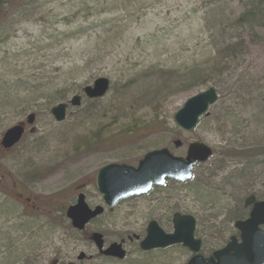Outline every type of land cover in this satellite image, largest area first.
I'll return each mask as SVG.
<instances>
[{
  "label": "rangeland",
  "instance_id": "rangeland-1",
  "mask_svg": "<svg viewBox=\"0 0 264 264\" xmlns=\"http://www.w3.org/2000/svg\"><path fill=\"white\" fill-rule=\"evenodd\" d=\"M228 1L221 24L202 21L206 10L220 0H131L126 14L115 8L113 0L0 3L8 13L0 15V137L29 113L36 114L35 131L27 128L12 152L0 151V264H48L35 255L49 252L48 245L59 246L69 233L64 229L70 223L65 212L77 199L75 190H83L90 206L102 204V194L95 187L100 167L109 163L136 167L146 152L164 147L185 156L194 141L212 146L214 154L195 168L191 180H170L145 195L126 199L88 225L104 231L108 243L125 239L127 258H94L87 264H185L189 254L180 246L148 253L139 249L149 221L154 219L171 232L169 220L177 211L196 217V236L207 253L236 232L234 221L244 217L245 198L251 193L264 197V113L257 109L261 105L264 111L260 96L264 39L249 43L243 59L230 63L226 79L216 74L205 86L187 91L171 87L118 120L115 113H102L112 90L99 103H91L83 92L98 77L109 78L114 89L135 78L152 79L158 86L163 70L204 62L221 44L222 33L250 31L232 26V13L246 9L250 0L223 2ZM253 26L262 28L264 38V23ZM244 72L249 82L235 80ZM224 80L221 88L229 80V86H238L239 95L233 91L223 96L219 86ZM250 84L252 93L246 87ZM213 85L221 95L210 115L195 130H181L173 114L190 96ZM76 94L83 97L81 106L70 107L67 121L56 123L50 108ZM231 108L236 115L228 118ZM135 120L140 125L152 120L162 125L133 145L94 146L117 136ZM179 139L183 145L177 148L174 141ZM227 148L231 149L226 152ZM39 166H44L46 175L23 190L25 197L29 192L39 195L32 198L35 205L29 201L23 207L9 199L10 167L29 173ZM77 246L78 251L96 255L91 242Z\"/></svg>",
  "mask_w": 264,
  "mask_h": 264
},
{
  "label": "water",
  "instance_id": "water-1",
  "mask_svg": "<svg viewBox=\"0 0 264 264\" xmlns=\"http://www.w3.org/2000/svg\"><path fill=\"white\" fill-rule=\"evenodd\" d=\"M111 82L106 77L97 78L92 85L84 88L89 99L103 98L107 95ZM219 100V92L211 86L191 97L174 113L175 124L184 131L194 130L203 115L209 114V109ZM72 106L82 104L81 95H74L70 100ZM68 102H59L50 108L56 121L62 122L67 118ZM35 114L27 117L32 124ZM23 125H15L7 129L2 138L5 148H11L18 143L24 133ZM180 147L182 142L174 143ZM213 154V149L204 142H191L185 156H176L169 148L151 150L139 160L137 167L126 163H109L102 166L96 174V187L103 194L104 204L113 209L122 200L148 193L153 186H163L168 179L184 182L190 180L193 170L199 163L206 162ZM250 197L246 204L252 201ZM104 207L101 205L90 208L83 194L78 201L67 210V216L77 229H84L92 219L101 215ZM174 230L166 233L156 220H151L146 229V236L141 241L143 250L167 247L182 243L196 253L187 264H264V201L255 203L249 218L237 220L235 228L240 231V241L232 236L227 245L205 258L199 253L201 240L195 237L196 219L189 214L176 212L173 216ZM93 240L99 248L103 247V237L100 233L93 235ZM103 254L124 259L126 250L122 243L110 244Z\"/></svg>",
  "mask_w": 264,
  "mask_h": 264
},
{
  "label": "trees",
  "instance_id": "trees-1",
  "mask_svg": "<svg viewBox=\"0 0 264 264\" xmlns=\"http://www.w3.org/2000/svg\"><path fill=\"white\" fill-rule=\"evenodd\" d=\"M5 2L6 5H15L18 1H29L33 0H0V3ZM47 1V0H46ZM79 4H84L86 0H75ZM131 0H113V4L115 8H119L122 14H126L129 4ZM224 0H220V2L216 5L209 7L203 15V22L213 20L218 21L221 24L222 19L225 18L226 8H229V4L231 1L223 2ZM244 0H241L243 2ZM1 6V5H0ZM246 9L240 10L235 14L232 13V26L238 27L246 31L250 28V31L245 34L233 35V33H222L219 43V46L216 45V49L211 50L209 52L208 57L204 62L201 63H193L184 68H176V69H167L163 70V78L160 84L157 86L155 81L152 79H131L128 80L124 85L120 84L121 88L114 89L111 87L113 91L111 97L109 98L106 106L103 108V115L107 113H115L116 117H125L134 112V110L142 104H146L153 101V95L158 92H164V90H169L172 88H180L182 90H190L193 88H197L198 86H205L206 83L212 78L213 75L225 76L227 78L228 74L231 73L230 63L235 59V63H239L240 59L245 56L246 50L248 49L249 43L256 41L257 43L263 41L262 28L258 30L253 26L256 22L259 24L264 23V0H250L246 5ZM252 8L250 9V7ZM0 15L7 16L8 13L0 8ZM247 73H240L239 76L235 79L238 82L243 83V81L249 82V77L246 76ZM228 81V82H227ZM225 80L219 86V88L223 91V96L225 92L231 93L235 91L237 95L238 86H235V83L229 86V80H226V86L223 87ZM119 86V85H116ZM245 86V85H244ZM247 89H250L249 93H252L251 84L246 86ZM262 91L260 92L261 98H264V85L261 86ZM232 93V94H234ZM249 95V94H247ZM249 97V96H248ZM100 100H93L94 103H99ZM250 103L252 100L249 97ZM92 103V101H91ZM257 109L263 111V107L257 106ZM93 115V114H92ZM236 115V112L231 108L226 112V117L232 118ZM91 116V115H90ZM118 120V119H117ZM162 125L161 121L152 120L151 122H146L144 124L137 123V120L130 122L126 130L120 132L117 136L112 137L110 140H101L96 142L94 146H108L115 147L121 144L128 142L127 144L133 145L139 142L143 137L151 134L153 129ZM264 122L261 123L262 129H264ZM97 140V139H96ZM231 149V148H230ZM229 148L225 149V151H229ZM252 151V150H249ZM243 153V152H241ZM224 156H229L224 154ZM250 155H244L243 157H249ZM226 159V157H225ZM42 166L37 168V172L35 176L42 175V172L39 169ZM30 175H33V172H29ZM237 218V217H234ZM240 218V217H239Z\"/></svg>",
  "mask_w": 264,
  "mask_h": 264
},
{
  "label": "flooded vegetation",
  "instance_id": "flooded-vegetation-1",
  "mask_svg": "<svg viewBox=\"0 0 264 264\" xmlns=\"http://www.w3.org/2000/svg\"><path fill=\"white\" fill-rule=\"evenodd\" d=\"M20 122H23V121H19L17 123H20ZM25 127H26V130H27V128H29V126H27V125H25ZM18 145H15V147H12L10 149H6V148L3 147L4 145L1 143V137H0V151H3V152L10 151V152H12L16 148V146H18ZM39 171L44 172L43 168H40ZM29 172H30V170H29ZM36 172L37 171L34 170V173H36ZM7 176L9 178V180H7V182L11 185L10 191L6 192L7 197H9V199H12L15 203H20L23 207H26L27 206V202H29V201H31V204L35 205L34 201L32 200V198L33 197L34 198H38L39 195L34 194L33 192H29L30 194L28 193V196H30V195H32V196L31 197H28V196L25 197V194L23 193L24 192L23 190L26 191L25 188H28V183L30 181L39 180L43 176H37L36 177L34 174L30 175L29 173H24L23 171L15 170L12 167H10V170L8 171ZM82 191L81 190H75L74 195L76 197H78V195L80 193H83ZM83 194H85V193H83ZM251 196L253 197L252 201L249 204H246V201ZM23 198L25 199L26 202H23ZM85 198H87L86 194H85ZM263 200H264V197H259L256 194H252V193L249 194V196L245 198L244 203H243L242 210H243V213H244V217H242L241 219L248 218L250 213H251V211H252V209H253V207H254V205H255V203H257L258 201H263ZM69 205H71V204H69ZM96 205H98V204H95L92 207H95ZM101 216H99V217H101ZM99 217H97V218H99ZM94 220L95 219H93L91 222H93ZM69 221H70L69 225L67 227H64V229H66L67 232H69V233H65L64 234V235H66V237L65 238L62 237V239L60 241L61 243L59 244V246H55L53 244L52 245L53 247H51V246L48 245L47 247L49 249H51V250H49V252H43V253L41 252L42 254H40L38 257L35 255L36 259L38 258L40 260L46 261L48 264H87L89 261L94 260V258H96V259H101L102 258L104 260H112V261H122V260H118V259H116L114 257L105 256L104 254H102V248H99L96 245V243L94 242L93 235L95 234V232H98L103 237L104 245L107 246V245L110 244L106 240V234H105L104 231L99 232V231H94L93 229L91 230L88 227V225L91 222L86 224L84 229L79 230V229L75 228L72 225V221L70 219H69ZM169 223H170V225L172 227V230H173V215H172V217H170ZM262 228L264 229V225H262ZM145 233H146V231H145ZM234 235L237 236L238 239H240V232L238 230H236ZM231 236H233V235H231ZM122 240H125V239H121L120 241H122ZM228 241L222 246L220 245V246L214 247L208 253L203 251V244H202L201 245V250H200L199 253H201L204 257L211 256L215 250L224 247L228 243ZM80 242H82V244L91 242L93 247L97 250L96 255L87 254L84 250H79L78 251L77 244L80 243ZM124 246L126 248V240L124 242ZM173 246H180L183 249H185L187 254H189L188 260L194 255V253L190 249L185 247L183 244H176V245H172V246L169 245L167 247L153 249V250H150V251H142L140 249V251L143 252V253H148V252H151V251L166 250V249H169V248H171ZM187 261H186V263H187Z\"/></svg>",
  "mask_w": 264,
  "mask_h": 264
}]
</instances>
